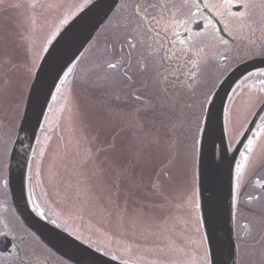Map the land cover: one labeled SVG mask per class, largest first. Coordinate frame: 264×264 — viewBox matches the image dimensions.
Returning a JSON list of instances; mask_svg holds the SVG:
<instances>
[{"label":"rangeland","instance_id":"1","mask_svg":"<svg viewBox=\"0 0 264 264\" xmlns=\"http://www.w3.org/2000/svg\"><path fill=\"white\" fill-rule=\"evenodd\" d=\"M89 1L0 0V135L7 137V150L0 145V180H4L8 149L23 112L19 94L26 89V99L29 89L25 66L33 53L43 55L41 48L53 38L59 23ZM158 1L121 0L120 5L127 7L119 5L88 45L51 104L34 157V182L28 189L61 226L102 250L139 264H210L202 225L196 222L199 210L192 211L184 193L193 161L197 167L195 116L222 72L211 70V76L200 78L192 96L185 85L193 81L183 78L176 56L161 59L157 55L144 70L143 56L161 48L171 53L176 45L169 35L174 17L169 12L163 19L161 10L168 13L169 6L175 5L183 14V0ZM141 17L147 18L141 22ZM160 25L169 30V43L157 29ZM145 27L151 29L147 36L142 35ZM129 34L139 37L133 41L137 49L131 61L126 57L120 68L106 70V49L119 48ZM226 47L212 49L218 53ZM124 48L127 51L128 45ZM157 72L167 80L154 86L152 77ZM259 80L242 83L230 101L227 126L232 144L235 132L244 130L256 108L243 103L260 94L264 84ZM257 140L238 171V178L248 182L240 204H248L247 197H253L249 202L255 207L252 215L240 217L253 224L249 240L264 230L260 219L264 215L259 217L264 214V196L259 197L264 190L249 186L255 177L264 179V127ZM161 171L171 176L165 181L166 198L153 193ZM5 194L1 188L0 195ZM251 241L242 243L240 264H264V238L259 245Z\"/></svg>","mask_w":264,"mask_h":264},{"label":"water","instance_id":"2","mask_svg":"<svg viewBox=\"0 0 264 264\" xmlns=\"http://www.w3.org/2000/svg\"><path fill=\"white\" fill-rule=\"evenodd\" d=\"M116 2L117 0H91L67 23L63 24L56 36L49 42L48 52L43 55L46 60L41 62L45 64V67L60 68L64 65L70 67ZM257 67L264 68V58L249 61L241 68L242 72L239 74ZM239 74L235 73L236 76L233 75L228 78L211 96L208 109L212 112V123L217 127L218 134L224 126L223 115L228 92L233 80L237 76L239 77ZM52 75L54 72L45 76L43 86L38 93L34 94L30 88L27 95L24 114L12 150L16 157L15 160H17L16 166L18 167L21 163L23 170L32 153L41 128L40 125L48 108L52 95H49V92L53 93L54 91V88H50ZM32 83L35 81L33 80ZM25 113L27 114V121L24 119ZM206 118L207 113L202 128L206 125ZM224 147L219 139H216L215 147L211 142L205 144L203 133H201L197 163L198 201L201 205L199 209L201 221L214 253L212 264H235L234 243L231 238L232 191L230 173L237 149L230 150L227 147L225 152ZM20 181H22V176ZM31 217L36 234L52 249L75 264H127L101 253L75 238L66 230L48 226L32 215Z\"/></svg>","mask_w":264,"mask_h":264},{"label":"flooded vegetation","instance_id":"3","mask_svg":"<svg viewBox=\"0 0 264 264\" xmlns=\"http://www.w3.org/2000/svg\"><path fill=\"white\" fill-rule=\"evenodd\" d=\"M161 1L167 2V0H159L158 2ZM208 2L220 3L222 0H183V8L180 9L183 12L182 15H179L178 11L171 6H169L168 13L164 14L161 10L163 19L166 18V15H168L169 12H171V14L176 13V15L173 16L174 26L170 33L163 25H160L157 28L166 34L168 38L167 43H169L168 33L176 43L173 52L171 53H176L175 56L181 64L183 78L190 79V72H192V74L198 72L201 73L196 77V80L193 81V83L196 84L200 78L203 77L204 79L211 76V70H218L219 73L222 72L221 74L223 76L235 64L254 56L264 55V24H262L260 20L258 9L253 10L251 20H240L239 18H233L227 15L215 16V10L203 8V4ZM193 3H198L205 15H213V18L217 21L215 27L219 31L212 32V30L207 29L205 30L208 33L207 35L195 36V33L200 31L198 25H200L201 22L197 19L198 13L196 8L191 7ZM119 9L118 5L115 12ZM188 9L191 10L189 13ZM237 10H240L239 5L234 4L232 11ZM186 28L191 29V31L186 32ZM189 36H193L194 38L191 41H188L187 44L181 45L180 41H187ZM216 40H218V43L215 44V46H211L210 44ZM250 41H254V43H250ZM218 45H226L228 47H226L225 51L217 53V50L212 48ZM168 53H170V50H168ZM161 59L163 58L161 57ZM193 61H199V64L194 65L192 63ZM254 74V76L248 77L245 82L249 81L254 83L255 80L264 78V75H261L260 71H257ZM6 161L8 162V155ZM1 188L6 190V194L5 196L0 195V232H11L12 236L15 237L14 242L19 244L21 251L19 252V256L16 259H13L7 254L13 251L12 244L8 243L7 240H5L4 243H0V260H3L0 264H20V257H23L24 264H71L41 242L39 238L33 234L30 228L19 218L12 204L7 165L5 167L4 180H0V189ZM262 190L264 189L262 188ZM263 196L264 191L260 192L259 197ZM31 205L39 214L43 213L41 215L46 219L57 222V219L51 216L42 204H32V198ZM254 208L255 207L250 202L248 204H236L234 233L235 241L237 243V264H240L239 256L241 255L242 257V243H252L251 240L253 239H255L257 245L263 242L264 230L260 233L259 237H252V239L249 240L253 224L246 219L240 218L242 215H252L250 211ZM261 211L264 212V210ZM261 215L263 216L264 214ZM260 219L259 220L261 223L263 222L264 225V218ZM0 239H3V237H0ZM8 239H11V237Z\"/></svg>","mask_w":264,"mask_h":264},{"label":"snow or ice","instance_id":"4","mask_svg":"<svg viewBox=\"0 0 264 264\" xmlns=\"http://www.w3.org/2000/svg\"><path fill=\"white\" fill-rule=\"evenodd\" d=\"M239 5L240 10L237 11H232L233 5ZM121 8L127 7L126 4H121ZM173 8H175V5H172ZM191 7H195L197 10V19L201 22L200 25H198V28H200V31L195 33V36H202V35H207L208 33L205 31L207 29L212 30V32L219 31L216 29L215 25L217 21L213 18V15H205L201 8L199 7L198 3H193ZM165 8L167 9V5H165ZM204 9L208 10H215L214 15L215 16H230L233 18H239L240 20H251L253 16V10L258 9L259 14H260V20L262 24H264V0H222L220 3H204L203 4ZM222 9V11H221ZM140 5L137 4L135 6V12L137 16H139L140 12ZM178 11V10H177ZM173 16L176 15V13H172ZM147 17H141L140 20L141 22L146 19ZM61 23H66V20L61 21ZM227 26V25H226ZM250 27V25H249ZM186 32L191 31V29L186 28ZM151 32V29L148 27L144 28V32L142 35L147 36L148 33ZM55 36V33L52 34ZM194 37L189 36L188 40H181L180 44L185 45L188 43V41H191ZM134 40H139V37H134L131 36V34L127 35L124 37L123 40H121V46L119 48H108L106 49L107 52V59L105 60L104 67L106 70H114L120 68L122 64L125 63V58L127 57L128 61H131L134 52L137 49V44L134 43ZM142 43V42H141ZM226 43V42H225ZM250 43H254V41H250ZM127 44L128 48L127 51H125L124 45ZM149 49L152 48V45L147 46ZM41 51L43 52H48L47 47H42ZM159 55L163 59H170L171 57L175 56L176 53H168L166 52L163 48L159 52H156L155 50L151 51L148 53V55L143 56V59L145 61L144 64V70L147 71V65L148 63H151L155 60V57ZM42 60H46L45 57H42L40 52H35L31 56V61L29 65L25 66V72L28 76V87L31 88L33 93H38L40 88L43 86L44 83V78L46 75H48L50 72H54V75H52V83L50 85V88H54L56 91H60L61 86H63L66 83L67 77L70 73H72L73 69L71 67H68L67 65L61 66L60 68H46L45 64L42 63ZM10 63L11 61H7ZM194 65H198L199 61H193L192 62ZM15 67V66H13ZM198 73H193L189 77L192 81L196 80V76ZM260 74L264 75V70H260ZM254 73H248V77L254 76ZM248 77H245V79H248ZM34 80L35 83H31V81ZM153 84L154 86H157L161 83L166 82L167 77L163 76L161 73L157 72L155 76L152 77ZM259 83L264 84V81H259ZM187 91L192 95L196 96V90L198 87V84L196 83H188L185 85ZM26 89H22L19 94V103L20 105L25 104V92ZM259 95L258 96H249V109L255 108L257 104L264 105V87H261L259 89ZM52 93L49 92V95ZM136 100H140L141 98L136 96L134 97ZM211 100V97L205 94L204 100L200 102L199 104V114L195 116V121H196V129L197 133H203V141L205 144L208 142H211L213 147H215V142L216 139H219L221 144L224 145V151H227V146H226V137L229 133V128L227 125L223 126L219 130V134L217 132V127L212 123V112L210 109L205 107ZM207 113V118H206V125L205 127H201V122L202 120L205 119L204 114ZM25 121H27V114L25 113L24 115ZM39 124V122H38ZM42 126V125H40ZM199 140L194 139L193 140V153H195V145L196 143H199ZM252 142L250 141L249 144ZM0 145L5 146L7 145V137L4 135H0ZM111 148H114L115 145H110ZM251 150V149H250ZM43 155V153H41ZM249 159L248 156L244 157V160L247 161ZM237 170L243 169L244 165L243 164H237ZM197 171L195 169V162L193 161L191 165V180L188 182V186L185 190V200L188 202L191 206V209L193 212L196 210L200 209L201 205L197 201V193H198V188H197ZM170 173L166 171H161L159 175L156 178V182L153 184V193L154 195L160 196L161 198H166L165 197V181L170 179ZM251 199V197H250ZM235 196H234V190L232 194V206H235ZM43 214V213H41ZM197 225H199L200 218H196ZM54 223V222H53ZM0 237H3V239H0V243H4L5 240L8 241V243L12 244L13 251L7 253L10 257L13 259H16L19 256V252L21 251L19 244L15 243V237L12 236L11 232H0ZM11 237V239H8ZM205 260H207V253H205ZM20 264H24V259L23 257H20Z\"/></svg>","mask_w":264,"mask_h":264},{"label":"bare ground","instance_id":"5","mask_svg":"<svg viewBox=\"0 0 264 264\" xmlns=\"http://www.w3.org/2000/svg\"><path fill=\"white\" fill-rule=\"evenodd\" d=\"M247 98H248V97H247ZM248 103H249V98H248V99H246V100L244 101V103H243V104H244V105H247ZM236 117H237V118H239V116H237V115H236ZM245 118H246V119H248V118H249V116H248V118H247V116H245ZM245 123H246V122H245ZM232 125H233V124H232ZM239 131H240V130H239ZM239 131L235 132L234 136H235V135H237ZM234 136H233V137H234Z\"/></svg>","mask_w":264,"mask_h":264}]
</instances>
